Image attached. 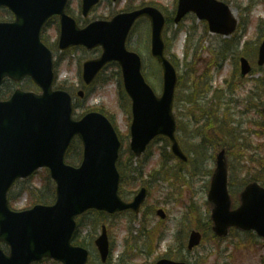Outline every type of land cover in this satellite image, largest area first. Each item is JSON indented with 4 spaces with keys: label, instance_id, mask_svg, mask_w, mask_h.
Masks as SVG:
<instances>
[{
    "label": "water",
    "instance_id": "obj_1",
    "mask_svg": "<svg viewBox=\"0 0 264 264\" xmlns=\"http://www.w3.org/2000/svg\"><path fill=\"white\" fill-rule=\"evenodd\" d=\"M98 1L84 0V14H88ZM66 3L67 0H0V6L9 7L17 16L14 24L0 23V83L5 76L20 81L29 75L44 90L43 96L17 91L11 102L0 103V242H7L12 247L11 257L0 253V264H30L44 257L64 264H86L87 250L70 245L76 228L75 217L90 208L113 213L132 209L138 213L146 196V191H142L131 204L123 203L118 197L116 162L120 144L109 121L99 114H92L80 123L73 122L70 96L52 91V54L40 42L41 28L51 16L59 15L61 19L62 50L76 45H85L89 49L103 47L99 59L84 64L86 84H91L109 62H119L133 106L132 149L140 155L153 138L166 135L172 141L174 154L184 158L175 139L173 106L177 73L165 57L163 15L154 8H145L118 16L112 22H97L79 30L65 15ZM189 12L208 20L212 32L230 35L235 30L236 20L229 7L216 0H180L175 22ZM143 16L151 21L152 56L163 71L161 97H157L147 84L141 58L126 49L132 26ZM258 63L264 65V42ZM250 70V65L243 59L242 75ZM77 134L84 142L85 162L75 170L66 167L63 159ZM32 137L34 143L30 142ZM43 166L50 167L58 184L56 206L12 213L6 200L12 183ZM209 199L216 206L213 218L219 235H224L230 226H237L254 228L264 236V189L255 184L249 186L242 195V206L232 212L224 153L218 157ZM160 214L164 217L162 212ZM199 242L200 235L194 233L190 248ZM96 244L102 261L106 262L109 239L105 227ZM158 264L175 263L161 261Z\"/></svg>",
    "mask_w": 264,
    "mask_h": 264
},
{
    "label": "rangeland",
    "instance_id": "obj_2",
    "mask_svg": "<svg viewBox=\"0 0 264 264\" xmlns=\"http://www.w3.org/2000/svg\"><path fill=\"white\" fill-rule=\"evenodd\" d=\"M127 1L122 0L121 3L119 2L116 5L104 0L91 18L109 17L112 13H119L122 9H125ZM143 1L146 3L157 1L162 4L158 5L166 15L171 17L174 15L176 0H139L136 5ZM225 2L231 6L237 18L241 22L244 21L242 30L228 40L210 34L203 22H200L193 15L189 16L179 26L173 23L166 28L165 38L169 45V57L174 62L179 77L186 78L189 92L193 90L197 76L203 74V71L205 72V67L213 65V54L221 53L224 47L229 49L231 56L222 61V71H211L213 80L208 86L212 88V91L218 88H226L225 81L232 78L233 72L237 68L238 54L247 55L253 67H256L257 51L264 39V0H225ZM69 4L71 11L79 16L80 0H70ZM2 17L4 15L0 10V18ZM147 26V23L140 22L135 27L130 36V46L135 49H142L144 52V55L140 54L142 55L145 71L148 72L151 85L155 86H153L154 90L160 95L162 91V73L160 67L157 63L152 62L154 60L150 57V35L148 37ZM43 36H45L47 45L54 51L55 71L58 72L57 83L64 84L65 90L74 96V115L81 117L86 113V109H102L109 118H112L118 128L123 143L122 152L124 151L125 154L123 161L128 165L127 168V165L124 164L126 165V168L123 167L125 174L128 175L129 170L142 171L143 174L138 173L143 179L138 182V186L142 183L147 185L158 182L160 176L164 175L160 168L163 152H169L168 147H165L164 139L155 140L139 162L136 161L135 157H131L132 154L129 150L131 121H129L126 101L124 105L121 104L122 91L119 89L121 78L117 71L118 68L109 67V70L103 75L105 79L112 77L114 74V80L109 78L105 85H97L92 89H88L87 98H80L77 95L80 89L83 90L82 82L79 79L80 68L86 60L97 56L98 53H96V50L85 51L82 48L61 52L57 48L59 38L58 20H53L47 25ZM237 36H239L238 39ZM235 44H237V48L233 52L232 48ZM200 46L202 47L200 48ZM255 50L256 56L254 57ZM113 70H116V72H113ZM243 84V91L240 95L242 101L240 108L243 109V113L245 111V115H242L241 118L237 116V119H241L243 122L241 129H238L240 136L243 135L247 139L246 142L241 139L239 143L243 144L244 142L243 145H247V150L246 147L241 146L232 151L231 156H229V183H232L230 193L234 206L238 205L237 196L244 188L245 185L243 187L241 185L245 181L249 184L250 181L259 178L261 185L264 186V166H262V162H264L262 161L264 160V125L261 119V109L264 108V68L259 73H254L246 78ZM182 86L183 80L178 92L181 91L186 94L187 90L183 89ZM211 97L212 92L209 93L208 99L204 101V105L211 100ZM79 153V148L77 150L72 149L70 156L77 159ZM211 153L210 151L209 154L211 155ZM176 163L174 160L166 163V166L173 169L171 173L175 171L176 178L179 179ZM214 169V161L209 159L201 167L195 165L191 169V172L196 174L194 178L189 177L190 168L185 169L182 173L179 172L181 176L187 175V180L184 183H177L175 180L160 182L161 189L158 190L157 186L154 187L142 209V216L137 219L131 213L117 216L104 215L111 245L113 244L108 264H154L165 254L172 257H184L192 264H261L262 260L264 261V258H262L264 247L261 248L252 245V243L248 244L249 237L236 232H233L229 239L221 244L220 250L214 246L213 241L205 240L193 254H188L185 249L182 252L180 251L181 244L185 243L187 235L195 227L193 225L195 219L197 218V224H199V221L204 224L211 216L207 194L212 176L209 172ZM135 175L136 173H133L132 179L135 178ZM34 178V185L39 188L42 187L40 175L37 174ZM25 187L19 190L13 189L16 201L14 208L17 210L30 208L36 202L23 193H21V197L19 193ZM139 188L140 186L135 189V192ZM43 194L49 195L47 188L43 189ZM38 196L34 192V197L37 198ZM130 198L131 196L126 199ZM153 205H159L166 211V221H161L158 217L149 215L148 209L154 207ZM94 215L85 216L80 220L77 240L88 243L90 239H96L99 236L101 232L100 225H97V216L95 215L94 218ZM155 227H161V229H159L160 232L151 247L148 243L149 232ZM238 242L246 248L240 254L234 251L230 257L229 254ZM82 246L85 247L84 243ZM88 249L91 253V264H102L96 250L93 247ZM45 264L55 263L48 262Z\"/></svg>",
    "mask_w": 264,
    "mask_h": 264
},
{
    "label": "flooded vegetation",
    "instance_id": "obj_3",
    "mask_svg": "<svg viewBox=\"0 0 264 264\" xmlns=\"http://www.w3.org/2000/svg\"><path fill=\"white\" fill-rule=\"evenodd\" d=\"M79 17L77 18L80 21V13ZM84 19L81 20L83 22L88 21V18ZM239 72L240 70L237 68L233 72L232 79L225 81V89L213 90L211 100L205 103L206 105H204V101L208 98L207 94L203 93L205 90L199 96L193 97L191 94H183L182 92L178 94L176 102L178 141L185 150L192 153V160L189 158L188 163L185 164L187 167L195 166L193 164L195 161L203 165L209 159L214 161L215 165L216 155L222 150H226L230 155L231 127L234 128L235 138H239V141L241 139L244 142L247 141L243 135L240 136L238 131L243 126V122L241 119H237V116L241 118L242 115H245V111L243 113L242 110H239L242 103L240 95L244 87L243 82H245V79L239 76ZM210 151L212 152L211 155L209 154ZM178 164L180 166V162ZM194 177H196V174L191 173L190 178ZM158 209L150 207L148 209L149 215L154 217L157 215ZM243 234L249 237L248 244L252 243V245L261 248L264 247V240L255 233L247 232ZM262 258H264V255ZM261 264H264L263 260Z\"/></svg>",
    "mask_w": 264,
    "mask_h": 264
},
{
    "label": "trees",
    "instance_id": "obj_4",
    "mask_svg": "<svg viewBox=\"0 0 264 264\" xmlns=\"http://www.w3.org/2000/svg\"><path fill=\"white\" fill-rule=\"evenodd\" d=\"M9 89L6 88V90H2L1 92V98L5 99L6 96L9 94ZM44 177V178H43ZM42 177V184L43 186L41 187V189H37L35 187H31L29 185H32L31 182L28 183V187H25V189H23V191L27 192L29 194L30 198L34 197V192H36L39 196L37 197L38 201L40 202H48L50 200V197L45 196L43 193V189L47 188L49 191V195H52L54 197V190H53V184L50 181V177L49 175H44ZM22 185H26L25 183ZM51 190V191H50Z\"/></svg>",
    "mask_w": 264,
    "mask_h": 264
},
{
    "label": "bare ground",
    "instance_id": "obj_5",
    "mask_svg": "<svg viewBox=\"0 0 264 264\" xmlns=\"http://www.w3.org/2000/svg\"><path fill=\"white\" fill-rule=\"evenodd\" d=\"M0 7H2V6H0Z\"/></svg>",
    "mask_w": 264,
    "mask_h": 264
}]
</instances>
